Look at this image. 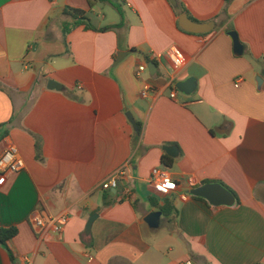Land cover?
Returning a JSON list of instances; mask_svg holds the SVG:
<instances>
[{
	"label": "crops",
	"instance_id": "1",
	"mask_svg": "<svg viewBox=\"0 0 264 264\" xmlns=\"http://www.w3.org/2000/svg\"><path fill=\"white\" fill-rule=\"evenodd\" d=\"M117 2L123 27L98 32L120 20L112 7L117 21L91 23L109 4L0 0V156L13 145L24 162L0 181V229L17 231L6 245L14 262L0 244V264H264V0ZM66 8L84 11L93 28L64 35ZM184 13L215 30H180ZM172 46L183 54L179 70L164 56ZM146 57L156 72L136 78ZM188 78L195 89L178 92ZM49 81L60 89H48ZM145 86L152 92L141 97ZM164 146L176 147V156ZM155 167L177 185L165 197L148 183ZM121 168L126 181L101 190ZM204 181L227 187L234 204L193 198ZM157 211L151 229L144 218ZM32 213L70 219L60 234L40 236Z\"/></svg>",
	"mask_w": 264,
	"mask_h": 264
},
{
	"label": "built area",
	"instance_id": "2",
	"mask_svg": "<svg viewBox=\"0 0 264 264\" xmlns=\"http://www.w3.org/2000/svg\"><path fill=\"white\" fill-rule=\"evenodd\" d=\"M164 56L169 58L174 67L179 70L183 65V54L179 48L172 46L164 53ZM155 59H159L162 55H155ZM148 62L140 65L135 73L136 78H140L144 72L148 71ZM150 92L151 88L145 86L141 91V97H146ZM176 90L170 93V98L174 99ZM24 169V162L19 156L18 150L15 146H8L0 156V181L7 175H14ZM127 173L124 168L118 169L113 174L108 176L99 186L103 191L116 190L120 185L121 181H126ZM149 185L152 187L154 192L159 196L165 197L171 192L176 190V183L172 180L171 175L165 167H155L151 170L149 177ZM195 181L191 180V184ZM129 191L126 190V193ZM70 216L68 213H61L57 216L49 217L44 216L40 213H32L29 217V222L36 233L40 236L47 235L50 232L60 234L63 227L68 223ZM185 264H191L189 261Z\"/></svg>",
	"mask_w": 264,
	"mask_h": 264
},
{
	"label": "water",
	"instance_id": "3",
	"mask_svg": "<svg viewBox=\"0 0 264 264\" xmlns=\"http://www.w3.org/2000/svg\"><path fill=\"white\" fill-rule=\"evenodd\" d=\"M168 2L172 5V7L176 8L177 6L176 0H168ZM177 24L182 31L194 35L208 34L213 30H215L216 27L214 22H207V23L194 22L190 18H188L187 14L185 13L181 14L178 17ZM227 35L232 40L234 54L237 56H241L243 53V46L239 41L237 33L235 31H229ZM124 55H125L124 53H119L115 64H118L122 60ZM147 68L149 75L153 76L156 72L155 64L149 62L147 64ZM195 86H196V82L194 78H188L185 81L178 82L175 88L178 92L189 95L195 89ZM47 88L50 90H59L60 86L53 81H49ZM127 119L129 123L137 131L138 127L135 124L133 118L130 116V114H127ZM162 150L171 157H175L177 153V148L174 146H164ZM189 194L191 196L200 197L206 200L210 205L215 207L232 206L235 202L232 193L217 183L205 184L198 188H194L189 192ZM160 217H161L160 211L151 212L144 218V222L148 225L149 228L155 229L158 227ZM96 218L97 215L94 214L89 218L88 222L86 223L84 231L87 235L90 233L91 226Z\"/></svg>",
	"mask_w": 264,
	"mask_h": 264
},
{
	"label": "trees",
	"instance_id": "4",
	"mask_svg": "<svg viewBox=\"0 0 264 264\" xmlns=\"http://www.w3.org/2000/svg\"><path fill=\"white\" fill-rule=\"evenodd\" d=\"M223 1L226 4H229L233 0H223ZM93 2L99 3V4H109L111 7H113L116 10V12L118 13V15L120 17V20L117 24L105 26V27H102L100 29L94 28L93 29L94 31L107 32V31H111V30H115V29H119V28L123 27V25H124L123 13L121 11V7H120L119 3L117 2V0H93ZM63 15L69 17L71 20L70 22H65L62 24V31H63L64 35L68 34L74 28L80 27V26H84V28H86V29H92L93 28L91 23H90L89 18L86 16V13L82 10L66 8L63 11ZM132 51H134V50H132ZM146 61L148 63L149 62L154 63V61L149 60L147 57H146ZM138 127L140 128L139 125H138ZM138 134H139V131H138ZM161 163L163 166L169 167L173 163V160L168 158L166 155H163L161 157ZM208 183H218V182H216V181H206V182L204 181V182H202V184H208ZM226 189L229 190L227 187H226ZM192 197L193 198H199V197H195V196H192ZM16 234H17V231L15 228L0 229V244L7 249V246H6L7 242H9L13 237H15ZM7 251L10 255L11 262H14V259L11 256V252L8 249H7Z\"/></svg>",
	"mask_w": 264,
	"mask_h": 264
},
{
	"label": "rangeland",
	"instance_id": "5",
	"mask_svg": "<svg viewBox=\"0 0 264 264\" xmlns=\"http://www.w3.org/2000/svg\"><path fill=\"white\" fill-rule=\"evenodd\" d=\"M98 9H99L100 13L103 14V15H101V17L100 16L99 17L92 16L91 17V23L92 24H98L100 26H105L112 19H114L115 21L118 20V15H117V13L115 12V10L112 7L107 6V5H105V6L104 5H100V6H98ZM104 16L106 17V20L103 19Z\"/></svg>",
	"mask_w": 264,
	"mask_h": 264
}]
</instances>
